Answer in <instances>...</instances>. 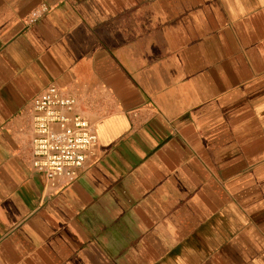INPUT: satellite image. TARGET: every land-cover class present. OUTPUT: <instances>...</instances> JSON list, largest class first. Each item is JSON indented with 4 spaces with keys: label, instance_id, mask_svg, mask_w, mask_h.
<instances>
[{
    "label": "crops",
    "instance_id": "crops-1",
    "mask_svg": "<svg viewBox=\"0 0 264 264\" xmlns=\"http://www.w3.org/2000/svg\"><path fill=\"white\" fill-rule=\"evenodd\" d=\"M50 84L97 135L58 189ZM0 264H264V0H0Z\"/></svg>",
    "mask_w": 264,
    "mask_h": 264
},
{
    "label": "built area",
    "instance_id": "built-area-1",
    "mask_svg": "<svg viewBox=\"0 0 264 264\" xmlns=\"http://www.w3.org/2000/svg\"><path fill=\"white\" fill-rule=\"evenodd\" d=\"M48 11L46 3H39L29 12L27 24ZM28 130L30 165L54 189L77 177L97 143L94 125L84 115L78 99L54 84L31 99Z\"/></svg>",
    "mask_w": 264,
    "mask_h": 264
}]
</instances>
